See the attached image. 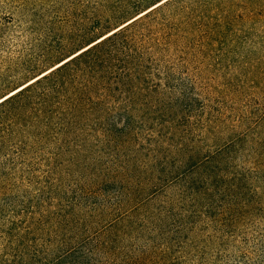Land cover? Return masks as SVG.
I'll list each match as a JSON object with an SVG mask.
<instances>
[{
  "label": "rangeland",
  "instance_id": "1",
  "mask_svg": "<svg viewBox=\"0 0 264 264\" xmlns=\"http://www.w3.org/2000/svg\"><path fill=\"white\" fill-rule=\"evenodd\" d=\"M159 1L0 0V100ZM98 51L0 153V264H264V0Z\"/></svg>",
  "mask_w": 264,
  "mask_h": 264
},
{
  "label": "trees",
  "instance_id": "2",
  "mask_svg": "<svg viewBox=\"0 0 264 264\" xmlns=\"http://www.w3.org/2000/svg\"><path fill=\"white\" fill-rule=\"evenodd\" d=\"M162 1V0H161ZM159 1L149 8L141 12V15H136L130 20L126 21L124 25L118 26L114 31H110L88 44L84 49L74 53L75 55L69 56L67 60L52 69L46 70L34 77L32 81L24 83L22 87L15 90L10 95L0 100V153L3 150L6 142L12 137H16L20 128L27 124L29 118L39 111L38 106L43 109L46 105V98L52 93H57L66 89L68 82L67 71L69 66L76 64L84 58L89 59V63L95 66L100 61L99 48L105 43L116 37L123 30L131 27L141 17H147L156 11L160 6L166 4L169 0ZM94 69V67L92 68ZM58 80V81H56ZM56 81V82H54ZM38 102V103H37ZM38 106H34L36 104ZM36 111V112H35Z\"/></svg>",
  "mask_w": 264,
  "mask_h": 264
},
{
  "label": "bare ground",
  "instance_id": "3",
  "mask_svg": "<svg viewBox=\"0 0 264 264\" xmlns=\"http://www.w3.org/2000/svg\"><path fill=\"white\" fill-rule=\"evenodd\" d=\"M14 92V91H13Z\"/></svg>",
  "mask_w": 264,
  "mask_h": 264
}]
</instances>
